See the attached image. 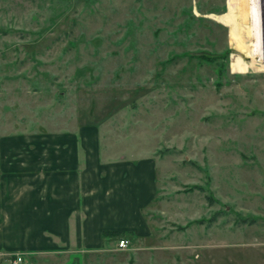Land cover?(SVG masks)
I'll return each instance as SVG.
<instances>
[{"label":"rangeland","instance_id":"rangeland-1","mask_svg":"<svg viewBox=\"0 0 264 264\" xmlns=\"http://www.w3.org/2000/svg\"><path fill=\"white\" fill-rule=\"evenodd\" d=\"M84 128L152 232L24 264H264V0H0V150Z\"/></svg>","mask_w":264,"mask_h":264},{"label":"crops","instance_id":"crops-1","mask_svg":"<svg viewBox=\"0 0 264 264\" xmlns=\"http://www.w3.org/2000/svg\"><path fill=\"white\" fill-rule=\"evenodd\" d=\"M99 140L98 130L84 128L4 143L0 255L82 257L109 250L105 233L151 234L144 210L156 198L155 171L144 191L138 169L107 160Z\"/></svg>","mask_w":264,"mask_h":264},{"label":"built area","instance_id":"built-area-1","mask_svg":"<svg viewBox=\"0 0 264 264\" xmlns=\"http://www.w3.org/2000/svg\"><path fill=\"white\" fill-rule=\"evenodd\" d=\"M128 243H129V241H127L125 239L120 240V242L118 244L119 245V249L120 250L127 249L129 247ZM5 262H6V264H24L23 258L20 257V255H17V256L11 257V258L9 257L7 259V261H5Z\"/></svg>","mask_w":264,"mask_h":264},{"label":"trees","instance_id":"trees-1","mask_svg":"<svg viewBox=\"0 0 264 264\" xmlns=\"http://www.w3.org/2000/svg\"><path fill=\"white\" fill-rule=\"evenodd\" d=\"M129 235H132V233L128 232V233H125V232H122V233H105L104 234V237H108V238H111V237H117V238H123L125 236H129Z\"/></svg>","mask_w":264,"mask_h":264}]
</instances>
